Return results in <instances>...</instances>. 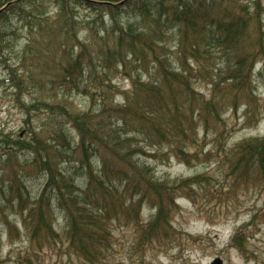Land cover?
<instances>
[{
    "label": "trees",
    "instance_id": "16d2710c",
    "mask_svg": "<svg viewBox=\"0 0 264 264\" xmlns=\"http://www.w3.org/2000/svg\"><path fill=\"white\" fill-rule=\"evenodd\" d=\"M219 1L0 0V62L15 56L19 67L10 74L17 99H30L20 109L28 121L33 113L44 119L24 138L0 132V229L6 236L17 231L11 217H18L32 254L65 245L83 264H106L115 227L133 229L135 249L154 246L173 232L176 196L191 201L199 189L220 199L231 191L219 194L203 175L158 179L146 162L199 160L208 135L218 145L224 138L222 109L236 110L250 98L249 77L262 48L238 51L247 26L232 4ZM79 10L93 22L109 19L101 38L93 37L100 34L90 22L79 21ZM82 30L88 40L80 39ZM169 35L171 58L164 56ZM216 58L225 62L224 74L212 79L217 69L208 67ZM117 77L128 90L112 81ZM197 80L211 87L208 96L196 90ZM73 95L87 98L86 111L68 107ZM246 105L249 110V100ZM231 151L220 161L232 186L258 183L264 190V135ZM28 172L43 180L32 197L23 183ZM144 207L154 213L147 222ZM241 241L237 233L231 246L241 251Z\"/></svg>",
    "mask_w": 264,
    "mask_h": 264
},
{
    "label": "rangeland",
    "instance_id": "374dc122",
    "mask_svg": "<svg viewBox=\"0 0 264 264\" xmlns=\"http://www.w3.org/2000/svg\"><path fill=\"white\" fill-rule=\"evenodd\" d=\"M222 3L232 4L234 14L247 26L243 33L245 38L238 46V51L251 53L253 50L262 48V53L255 60L249 77L250 98L246 97L236 110L227 106L222 109V119L226 129L224 138H221L218 145L215 136L208 135L197 151L199 160L190 161L187 165L172 157L164 162L149 160L146 162L152 167L158 179L182 181L203 175L208 178L212 187H217L218 191H216L219 194L222 189L228 187H231V191L225 192L220 199L204 195L205 193L199 189L194 190L196 196L191 201L176 196L177 209L171 213L173 232L167 240H162L154 246L146 245L135 249L137 246L134 245L133 229L115 227L112 249L106 264H216L217 262L264 264V190L258 183L242 184L240 182V186H232L230 172L220 161L223 152L227 153L235 149L241 141L264 135V0H222ZM45 6H48L49 15L55 14L50 3ZM78 16L79 21L85 24L90 22L93 25L94 30L100 34L93 36L97 39L103 36V27L106 29L110 27L107 17H103L100 23L99 20L93 22L94 17L83 10H79ZM82 31L79 33L80 39L88 40L87 34L84 30ZM21 41L20 39L18 42L17 52L22 47ZM163 42L166 45L164 56L171 58L175 47L173 36H167ZM10 60L11 62H7L6 65L0 62V132L24 138L44 119L43 115L33 113L28 121L20 109L19 103L27 104L30 99L26 94L17 99V91L10 70L19 66L15 56H12ZM190 66L194 64L191 63ZM200 67L199 64L194 66L196 69ZM212 68L217 69L213 79L216 75L224 74L225 62H222L221 58H216V61L210 63L209 72ZM16 74L20 76V72L17 71ZM112 81L120 90L129 89V83L120 77ZM205 83L206 81L197 80L194 86L201 94L208 96L211 87ZM225 87L222 85L218 94H222ZM219 98L218 95V100ZM68 99V107L73 111H86L89 107L86 97L73 95ZM246 100L250 103L249 110ZM68 137L73 139L72 134ZM22 156L20 159L25 160L26 158ZM31 173L24 175L23 183L32 197L42 186L43 180L40 175ZM153 214L148 207H144L141 211L142 220L147 222ZM11 220L18 223V227L10 237L0 229V264L22 263V258L28 255L32 256L31 264H83L66 251L65 245H56L51 249H34L35 254H32L24 229L19 224L20 219L11 217ZM55 221V228L61 233L63 222L58 214L55 216ZM237 233L242 239L241 251L231 246L232 239Z\"/></svg>",
    "mask_w": 264,
    "mask_h": 264
},
{
    "label": "water",
    "instance_id": "95a60500",
    "mask_svg": "<svg viewBox=\"0 0 264 264\" xmlns=\"http://www.w3.org/2000/svg\"><path fill=\"white\" fill-rule=\"evenodd\" d=\"M216 264H221V263L217 262Z\"/></svg>",
    "mask_w": 264,
    "mask_h": 264
}]
</instances>
